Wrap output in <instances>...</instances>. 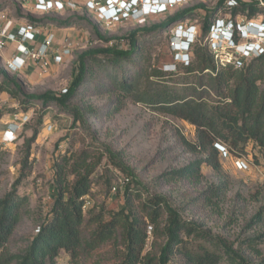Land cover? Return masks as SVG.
<instances>
[{"label": "rangeland", "instance_id": "1", "mask_svg": "<svg viewBox=\"0 0 264 264\" xmlns=\"http://www.w3.org/2000/svg\"><path fill=\"white\" fill-rule=\"evenodd\" d=\"M217 1L192 2L202 3L212 10ZM33 3L34 0H0V30H15L19 23L32 19L41 31L38 42L50 31L55 34V48L70 43L72 52L62 63L51 62L48 71L43 74L36 65L18 73L9 71L27 94L63 92L77 71L78 56L82 51L110 47V41H116L138 27L161 23L181 9L175 7L145 21L107 27L84 6L76 10L42 13L34 9ZM206 13V10H199L202 17ZM224 13V10L220 11V14ZM176 24L152 33H138L139 44H143L139 52L147 57L145 66L166 73L163 78H152L160 82L152 84L155 88L164 83L174 85V81L184 76L171 50V35ZM201 44L207 42L203 40ZM128 45L124 42L121 47L127 48ZM13 52L14 47L10 44L0 50V69H7L6 59ZM114 59L112 53H98L87 59L92 76L82 85L80 96L73 101L86 108L84 121H75L70 112L57 104L45 105L25 99L16 91L2 90L3 80L0 77V197L13 189L20 175L25 173L16 188L20 195L28 198L21 221L7 247L15 252L23 250L37 233L39 224L50 215L56 193L55 164L61 155L68 154L74 158L85 150L90 155L89 161L95 165L91 191L85 197L86 233L92 227L87 222L93 215L102 212L108 217L111 211L125 205L124 193L130 186L132 191L141 192V197L133 200L135 205L150 196L163 195L183 220L196 223L200 231L210 235L207 238V235L188 237L184 234L189 248L205 246L221 255L219 264H240L234 253L231 257L225 253L221 243L225 241L251 264H264V150L255 144L249 145L241 155L246 168L238 163L239 155L225 144L227 151L220 153L218 169L205 163L199 181L183 178L168 181L165 174L173 175L174 171L197 158L206 157L205 152L193 151L184 143L196 142L195 126L138 101L139 92L135 89L127 94L116 86L122 76H130L136 67L131 68L128 59ZM192 76L189 80L195 81L196 77ZM141 83L139 90L150 87L146 77H142ZM208 97L210 100L217 99L213 93ZM87 106L92 108V112ZM13 122L20 125L16 130V139L5 143V130ZM36 131L37 138L28 146V139ZM131 171L133 174L129 182L119 180V175ZM74 178V175L69 176L70 181ZM260 212L263 221L251 223ZM166 219L165 215L163 225ZM164 241L163 237L157 239L153 236L147 241L144 254L151 252L153 256H158ZM123 257V246L113 240L91 251H83L74 262L62 250L58 264H121ZM168 264L187 262L185 256L177 252Z\"/></svg>", "mask_w": 264, "mask_h": 264}, {"label": "trees", "instance_id": "2", "mask_svg": "<svg viewBox=\"0 0 264 264\" xmlns=\"http://www.w3.org/2000/svg\"><path fill=\"white\" fill-rule=\"evenodd\" d=\"M226 1L218 0L212 10H208L202 3L192 2L182 6L178 12L161 23L133 29L122 37L124 42L129 44L127 48L121 47L116 40L117 42L110 47L82 51L78 56L77 71L65 92L45 91L27 94L7 69H0V77L3 80L1 89L11 93L16 91L25 99L40 101L45 105L57 104L70 112L75 121L83 120L86 108L73 101L80 96L82 85L92 76L87 59L98 53H112L116 61L128 59L131 68H136L130 76H122L116 86L127 94L135 89L139 92L138 101L195 126L196 142L184 143L193 151L200 150L206 153V157L197 158L182 169L174 171L173 175L165 174V178L168 181L175 178L199 181L202 177L203 164H209L215 169L220 167L221 151L216 144L226 149L228 146L239 155L238 158H242V152L246 151L249 145L255 144L264 150V53L249 59L242 67L233 64L219 65L208 45L201 44V41H206L210 26L220 15L221 10L231 13L233 18L245 16L254 19L264 16V7L256 0H237L238 5L234 7H228ZM199 10H206V16H200ZM187 18L200 19V42L193 46L192 59L188 65L177 63L180 64V69H183L184 76L174 81V85L164 83L155 88L152 84L157 81H153L152 78H163L166 73L161 69L145 66L144 61H147V57L139 52L143 44H139L138 33L160 31ZM29 22L35 24L32 19H29ZM190 76L196 77V80H189ZM142 77H146L150 87L139 90ZM211 93L215 95L216 100L209 99ZM89 110L92 112V108ZM37 135L38 131L28 139V146ZM28 156L24 161V169ZM89 156L85 150L74 158L68 154L61 155L55 164L56 193L50 215L39 224L37 233L21 251H12L7 245L15 234L28 204V198L20 195L16 188L25 173L20 175L13 189L0 197V264H58L62 250L67 252L74 262L83 251H91L113 240L123 246L124 257L121 264L153 262L168 264L171 256L177 252L185 256L187 264H219L221 259L219 253L205 246L196 249L187 246L184 234L188 237L210 236L200 231V226L183 220L180 213L163 195L150 196L144 202L135 205L133 200L136 197L140 198L141 192L132 191L130 186L124 193L125 205L111 211L108 217L102 212L93 215L87 222V225L92 227L86 233L85 197L90 194L91 175L95 169V165L89 161ZM116 168L124 171L121 167ZM131 174L132 171L126 176L130 178ZM70 175L75 176L73 181H70ZM165 215L167 219L163 225L162 219ZM261 221L263 214L260 212L251 223ZM149 224L153 226L152 235L157 239L163 237L165 240L159 247L158 256H153L151 252L144 254ZM221 243L227 255L231 257L234 253L240 259V264H251L232 245L225 241ZM156 244L157 242L155 246Z\"/></svg>", "mask_w": 264, "mask_h": 264}, {"label": "built area", "instance_id": "3", "mask_svg": "<svg viewBox=\"0 0 264 264\" xmlns=\"http://www.w3.org/2000/svg\"><path fill=\"white\" fill-rule=\"evenodd\" d=\"M193 0H34V9L38 12H63L76 10L84 6L88 11L96 14L99 21L112 27L129 22L145 21L148 17L159 16L171 8L182 7ZM264 7V0H256ZM228 7L238 5L237 0H227ZM260 17V18H259ZM40 29L25 20L19 23L15 30H0V50L9 44L14 45V52L6 59L8 71L18 73L31 65H36L40 74L48 71L50 63H62L72 52L70 43L55 48V34L47 32L42 41L38 42ZM200 23L197 19H185L176 24L172 30L171 46L176 55L177 63L188 65L193 46L199 41ZM120 44L124 39L117 40ZM117 41H110L113 46ZM207 45L215 61L219 65L233 64L242 67L246 61L264 53V16L248 19L245 16L233 18L231 13L220 14L210 26ZM66 88L63 89V92ZM20 125L11 123L4 133V142L16 139V130ZM52 128V126H49ZM222 152L227 151L220 144H216ZM227 154V152L225 153ZM238 163L247 168L243 158ZM123 183L130 181L126 175H119ZM148 241L153 237V226L147 227Z\"/></svg>", "mask_w": 264, "mask_h": 264}, {"label": "crops", "instance_id": "4", "mask_svg": "<svg viewBox=\"0 0 264 264\" xmlns=\"http://www.w3.org/2000/svg\"><path fill=\"white\" fill-rule=\"evenodd\" d=\"M11 46H13V47H14V45H11Z\"/></svg>", "mask_w": 264, "mask_h": 264}]
</instances>
